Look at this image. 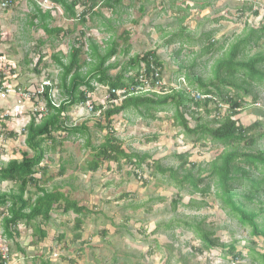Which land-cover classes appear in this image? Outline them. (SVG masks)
<instances>
[{
  "label": "rangeland",
  "instance_id": "374dc122",
  "mask_svg": "<svg viewBox=\"0 0 264 264\" xmlns=\"http://www.w3.org/2000/svg\"><path fill=\"white\" fill-rule=\"evenodd\" d=\"M65 1L69 3L73 0ZM138 1L143 11L139 10L136 0H122L116 14L99 8L105 20L118 19L116 23L109 24L114 35L111 41H108V34L96 29L93 23L79 26L65 20V17L64 20L59 19V14L49 11L53 20L46 21L48 29L72 31V35L56 42L50 41L48 36L35 28L38 19L34 20L32 27L28 25L31 15L35 13L34 6L41 8L45 4L44 7L49 9V2L13 0L10 8L0 9V73L5 74L10 89H36L44 82L53 87L59 83L61 70L51 56L59 55V52L68 55L81 38V31L84 34L82 43H99L100 54L110 46L108 43L117 44V55L108 62L109 65H115L111 69L113 71L108 72L110 78H114L132 57L154 52L162 65L161 79L168 88H174L181 80L187 85L185 76H194L205 82L211 80L215 62L223 57L229 46L247 37L251 31L253 36L243 49L244 52L239 54L238 60L250 58L259 51L264 54V34L260 35L259 40L255 39V32L264 28V0ZM45 8L42 7L44 11ZM77 13L79 11L75 10ZM101 21L100 18L94 19L96 23ZM127 32L128 41L125 45L121 34ZM209 40L214 42L213 50L204 54L203 48ZM255 43L257 46H254ZM126 46L129 47L127 56L123 54ZM84 53L87 55H83L82 59L88 66L81 70L82 74L92 64L88 60V51ZM61 54L57 57L65 63L67 59ZM43 65H47V68H43ZM36 66L40 75L34 72ZM261 67L264 70V64ZM242 79V76H237L235 83L239 84ZM92 86L94 92L90 99L98 104L99 100L104 99L107 87L94 82ZM241 86L247 89L248 94L239 93L245 106L234 120L243 127L258 121L264 123V82ZM191 87L196 89L194 85ZM221 93L224 96L235 91L224 89ZM51 94L55 103L64 99L58 90L53 89ZM252 99H255L254 103ZM14 103L15 98L10 93L4 101L0 100V121H4L1 123L4 129L0 127V135H3L0 136L2 165L10 160H21L22 153L33 156L24 144L25 137L21 135L29 119L22 126L12 121L15 119L11 112ZM165 108V112L155 114V120L140 117L131 110L112 117L111 127L122 143V150L127 155L146 156L147 159L139 170L122 160L119 166L112 163L101 165L95 173L89 172L88 162L92 159L91 147L97 148L104 142L106 131L100 130L97 125H105L102 113L107 105L100 111L99 117L88 114L82 107L69 109L65 115L66 126L84 125L86 131L82 135H67L65 132L54 135L56 142L63 140L62 147L44 156L40 168L45 167L46 172L40 186L47 192H62L87 212L78 231L74 230V214L52 217L53 222L50 224L55 230V238H51L50 247L56 253L51 255L52 252H45L42 261L46 259L48 264L50 260L54 261L53 264H263V239L254 236L250 228L241 226L223 205L218 197L220 190L217 188V179L209 175V164L224 147L210 141H206L204 146L201 143L193 144L192 136L185 137L181 129L173 127V109L168 106ZM226 109L227 105L222 104L218 112L220 117ZM190 112H185L184 119L192 129L197 117L192 118ZM20 115L30 118L31 113L26 111ZM38 118H34L35 123L39 122ZM200 118L202 123L215 127L212 114L205 117L202 113ZM9 132L17 137L8 139L5 134ZM254 133L255 145L244 152H264V124ZM87 139L89 145L86 147ZM185 155L188 163L204 169L200 174L203 182L198 186V193L193 192L189 185L181 188L177 185L184 175L179 169V157ZM154 165L171 169L174 175L161 174ZM61 168L64 169L62 175L59 174ZM197 175V170H194L192 176ZM249 178L257 179L259 175L253 172ZM230 188L237 195V203L260 213L258 209L263 207L264 197L261 204L257 200L249 204L243 199V195L250 191L247 180L237 179L230 183ZM12 189L10 183L0 185V192L7 193ZM204 189L206 194L200 193ZM28 190L31 194L35 193L33 187ZM127 195H130L129 198H124ZM56 213L59 214L60 210L52 211V214ZM125 219H130L131 224L128 223V228H121ZM257 222L264 226V213ZM194 225L210 232L211 239H216L219 246L199 253L201 242L191 228ZM1 231L0 228V250H3L6 245L1 239ZM127 233L131 237V251L127 250V244L119 242L120 237L126 238ZM76 235H80L81 242L77 241ZM229 245L233 246L234 254L241 255L240 259L233 260L227 254V248L221 247ZM14 258L9 260V264Z\"/></svg>",
  "mask_w": 264,
  "mask_h": 264
},
{
  "label": "trees",
  "instance_id": "16d2710c",
  "mask_svg": "<svg viewBox=\"0 0 264 264\" xmlns=\"http://www.w3.org/2000/svg\"><path fill=\"white\" fill-rule=\"evenodd\" d=\"M2 1L8 3V8L13 4V0ZM45 1H50L63 7L70 16H74L75 3L71 2L68 4L65 0ZM119 2L120 0H103L102 7L113 9ZM88 3L90 10H93L97 4L96 0H89ZM140 11H143V8H140ZM253 14L256 15V13ZM49 18L47 13L41 14L38 10H35V14L31 15V21L28 25L32 27L34 20L38 19L39 23L35 28H40L51 40H56L61 34L64 36L65 33L60 28L48 29L46 21ZM81 20V24H85L84 14H82ZM128 34V32L121 34L125 45L128 41ZM255 34L257 41L260 39V35L264 34V28L255 32ZM251 36H253V31L247 37L229 46L223 57L215 62L211 80L205 82L194 76H185V80L190 86L194 85L196 87L195 90L201 93L212 94L218 103L217 101L216 104L213 102L192 103L189 96L183 91H172L171 94L163 96L153 94L152 98H148L145 94L131 95L126 97L119 106L108 107L104 110L102 114L105 125L97 126L100 130H105L106 134L101 145L97 148L91 147L92 159L88 162L89 172H97L99 167L104 164L113 163L119 166L122 160L135 170H139L147 157L134 154L127 155L122 150V143L116 138L115 131L111 127V118L131 110V112L140 117L146 116L155 120L156 113L165 112V107H171L173 109V127L181 129L185 137L192 136L194 138L193 144L201 143L204 146L206 141H210L213 144H221L224 147L215 160L209 164L208 169L210 171L209 175L217 179V188L220 190L218 197L223 205L230 210L231 214L238 219L241 226L250 228L251 233L254 236L261 237L264 242V226L259 225L257 222L260 215L264 213V203L261 201L264 197V152L256 154L244 152V150H250L255 145L254 132L264 123L258 121L248 127H243L238 124V121L234 120L245 106L244 100L239 93L248 94L247 89L242 88L241 85L264 82V70L261 67L264 64L263 52L259 51L250 58L238 60L239 54L244 52L243 49H245ZM82 38L83 36L77 40L76 47L70 49L66 63H62L59 57L54 56L55 64L61 70L59 83L56 88L64 95L59 107L55 108L52 106L48 99L53 87L44 88L43 97L47 113L38 123H35L34 118H30L28 124L21 131V135L25 137L24 144L33 153V156L29 157L27 153H22L21 160H10L0 168V185L2 183H10L13 186V189L7 193L0 192V228L2 236L7 241H13L18 238L17 227L23 224L32 231V236L36 238V242H42L46 238V232L40 226L45 225L49 221L50 214L55 209L60 210L64 215L72 213L77 216L78 218L74 220V230H80L82 218L87 212L86 209L79 206L75 201H70L66 195L58 190L45 191L40 184L46 169L45 167L40 168V165L46 154H53L56 148L62 147L63 140L56 142L54 137L56 133L65 132L67 135H82L86 131L84 125L67 127L65 115L70 108L83 107L85 105L89 100L88 95L94 92L92 83L107 87L108 94H110L111 90L129 89L130 86L138 83L136 81L140 75L141 63L145 64L146 76H149L150 61L154 68L159 71V78H161L162 65L154 52L145 53L141 57H132L120 68L114 78H110L108 72L115 65H109L108 62L117 55L116 50L118 47L114 42L108 43L110 46L102 54H100V46L92 42L88 43V57L92 64L90 69L85 74H82L81 70L85 66L81 60L85 47L84 43L81 42ZM254 46H257V44L255 43ZM213 47L214 42L209 40L203 48L204 54L210 53ZM128 48L126 46L123 50V54L126 56ZM40 59L38 62H40ZM34 72L36 75H40L37 66ZM239 75L243 79L239 84H236L235 79ZM2 81L3 76L0 74V84ZM151 86H154L153 81ZM224 89H232L235 93L223 96L221 91ZM111 98L114 99L116 97L112 95ZM252 101L254 103L255 99H252ZM219 104L227 105L226 112L222 117L218 114L220 111ZM189 106H194V110L189 109ZM102 110L103 108L100 105L94 107V112H102ZM189 111H191L190 115L192 118L193 116L197 117L195 119L196 125L192 129L189 128L188 123L184 119L185 112ZM202 113H204L205 117H209L212 114V123L215 127H210L207 123L201 122L200 116ZM0 127L4 129L2 124ZM5 136L8 139L17 137L12 132L5 134ZM261 137L262 135L259 136V138ZM88 145L87 139L86 147ZM179 159L181 161L179 169L184 172V175L177 181V185L180 188L183 185H189L193 192L198 193V186L203 182L200 174L204 172V169L194 163H188L186 155L180 156ZM154 168L161 174L169 173L172 176L174 175L171 169L160 168L158 165H154ZM194 170H197V177L192 176ZM253 172L257 173L259 178H249V175ZM63 173L64 169L61 168L59 174L62 175ZM237 179H245L250 183V191L243 195V199L249 204L253 200H257L260 204L262 203L263 207L258 209L259 214L237 203V195L230 188V183ZM31 187L35 188L34 194H31L28 190ZM200 193L206 194V190H201ZM129 196L127 195L124 198H129ZM36 220H38L37 223L35 222ZM191 228L201 242V248L198 249L199 253L219 246L216 239H211L212 234L210 232L201 230L198 225H194ZM75 238L77 240L80 239V235H76ZM221 247L227 248V254L233 260L241 258L240 254H234L232 245ZM261 259L264 264V255L261 256ZM4 263L0 261V264Z\"/></svg>",
  "mask_w": 264,
  "mask_h": 264
},
{
  "label": "crops",
  "instance_id": "0c3cea01",
  "mask_svg": "<svg viewBox=\"0 0 264 264\" xmlns=\"http://www.w3.org/2000/svg\"><path fill=\"white\" fill-rule=\"evenodd\" d=\"M45 1V0H44ZM50 4H51V8L49 9H46L44 6H46L45 4H42L43 6H40L41 8H39V6L37 5L34 6V10H38L41 14H45L47 13L49 15V17L51 16L50 15V12L52 14H59V19H62L64 20H68L69 22H73V24H76V25H79V26H83V25H86L87 23H93V25L97 26L96 29H99V31L101 32H104L105 34H108L107 36L108 37V41L110 40L111 41V38L114 36L113 35V31L112 29L110 28L109 24L110 23H116L118 21V19H104L102 18V15L99 13V8L101 9H104L106 10L107 12L111 13V14H116V10L117 8H120L121 6V3H122V0H120L119 4L115 5L114 8L112 9H109V8H103L102 7V4H103V0H96V6L93 10H90V6H89V0H73V1H70L69 3L73 2L75 3V6H74V10H73V13H74V16H70L68 12H66L65 9H63V7L57 5V4H54L50 1H48ZM136 2L138 3V8L140 10V8H142V5L141 3L136 0ZM68 3V4H69ZM45 8V11L44 9ZM130 8V7H129ZM131 8H132V5H131ZM75 10L76 11H79V13L75 14ZM50 11V12H49ZM35 12V11H34ZM35 14V13H34ZM82 14H84V21H85V24H81L82 20H81V16ZM65 17V18H64ZM96 18H100L102 21L99 22V23H96L94 22V19ZM53 19L50 17L47 21L51 22ZM107 25V26H105ZM104 26L106 28H104ZM61 29V28H60ZM37 30L41 31L43 34H45L40 28H37ZM64 36L61 34L55 41L57 42L58 40H62L64 37H67V36H70L72 35V31H65L64 32ZM80 37L84 36V34L82 33V31L79 33ZM84 38H82L83 40ZM79 40V39H78ZM81 40V42H82ZM50 41H53V40H50ZM107 41V42H108ZM99 43H97L98 45ZM85 45V51L84 52H87V45L84 43ZM99 46V45H98ZM55 52H59V51H56ZM63 52V51H62ZM83 52V55H87L86 53ZM89 53V52H88ZM57 54H61L60 52L57 53ZM63 54V55H62ZM61 55L62 56H65L64 58L67 59V55H65V53H62ZM59 55H52V59L54 60V56H59ZM82 55V57H83ZM60 58V57H59ZM82 62L84 63V68L87 67L88 65L86 64L85 61H83V59L81 58ZM90 61V59H88ZM60 61L62 62V60L60 59ZM55 62V61H54ZM66 63V61H64ZM57 66V65H56ZM43 68H47V65H43L42 66ZM113 71V70H112ZM111 71V72H112ZM110 72V71H109ZM13 75L15 76L16 74L14 72H12ZM85 74V73H83ZM3 76V81L1 82V85L2 84H5L8 82L6 81V77L4 75ZM56 85H53V87H55V89L57 90ZM101 101V100H99ZM6 116V115H5ZM11 118V117H10ZM13 118V117H12ZM15 119H13L12 121H14L17 125L21 124V126L26 122V120L28 119V117H24L22 115H16L14 116ZM5 119L8 120V117H5ZM4 121H0V125L1 123H3ZM28 122V121H27ZM16 125V126H17ZM3 161V160H2ZM7 163V162H6ZM6 163H3V165H5ZM113 164V163H112ZM2 164H0V168L3 166ZM43 168V167H42ZM41 180H44L43 177ZM2 184H8V183H2ZM1 184V185H2ZM62 193V192H61ZM126 197V196H125ZM123 198V197H122ZM127 199V198H126ZM60 214L62 216H67V215H72V213H69V214H62L61 211L59 214H50V219L49 221L43 225V226H40V228L46 232V238L42 241V242H36V238L32 236V231L27 228L26 226H24L23 224H20L18 227H17V236L18 238H15L13 241H7L3 236H2V231H1V239L3 240V242L5 243L6 245V248L8 249V253L11 255L8 254V257H9V260L12 258V257H15L14 260L10 263V264H37V263H40V264H48L46 259V261H42V256L43 254L46 252V254H49L52 252L51 255H53V253H56L55 249L52 250V248L50 247V242L52 241V239H54V235L55 234V230L53 229V225H51L50 223L53 222L52 220V217H57V216H60ZM75 216V215H74ZM75 218H78L77 216H75ZM130 219H125V223L123 225V227L121 226V228H124V227H129V224H131V221H129ZM57 222V221H56ZM129 223V224H128ZM84 226V225H83ZM59 230L60 229V226H59ZM54 231V233H52ZM52 238V239H51ZM60 238V237H58ZM131 237H129L128 233L126 234V238H123V237H120L119 239V242H122V243H125L127 244V250H130L131 251V242H130V239ZM129 240V241H127ZM77 241L81 242L80 239H78ZM7 243V244H6ZM14 244V245H13ZM11 245L14 246L13 248H11ZM46 249V251L44 250ZM80 249V248H79ZM36 253V251H38ZM131 253V252H130ZM41 258V259H40ZM9 260H8V264H9ZM52 260H50V264H53ZM127 264H131V263H127Z\"/></svg>",
  "mask_w": 264,
  "mask_h": 264
},
{
  "label": "built area",
  "instance_id": "2783aa9c",
  "mask_svg": "<svg viewBox=\"0 0 264 264\" xmlns=\"http://www.w3.org/2000/svg\"><path fill=\"white\" fill-rule=\"evenodd\" d=\"M7 8H8V3L6 1L0 0V9L6 10ZM159 77H160L159 71L154 68V65L152 64L151 61L149 62V76H146L145 64L141 63L140 75L136 81L138 83H136L133 86H130L129 89H122L118 91L111 90L110 94H108V88H107L104 99L98 101L99 102L98 104H95L93 101H91L90 95H88L89 100L85 103V105L82 108H84L88 112V114H92L96 117H99L100 111L94 112V107L96 105H100L102 106V108L107 105V108L108 107L112 108L115 106H119L120 103L123 100H125L126 97H129L131 95L145 94L147 95L148 98H152L153 94L163 96V95L171 94L172 91L175 92L183 91V93L189 96L192 103L213 102L214 104H216L217 100L213 97L212 94L201 93L195 90L193 87H191L188 83L186 85L183 80L179 81L174 88H168L167 85H165L162 79ZM152 81L154 83L153 87L151 86ZM51 86L52 85H50V83L44 82L43 85H41L39 88L22 90V89H16V87L10 89V86L7 83H5L2 84L0 87V100L4 101L6 95L10 93L15 98V103L13 104V107L11 109L13 116L20 115L26 111H29L31 113L30 118L36 119V117L38 118L39 116L38 119H41L47 113L45 99L43 97L44 88ZM51 92L49 94L48 99L50 100L52 106L58 108L60 102L55 103L53 101ZM112 95H114L116 98L112 99L111 98ZM218 106L219 108H222L221 104H219ZM191 110H194V106H191ZM30 118L28 119L30 120ZM8 260H9L8 249L5 247V249L0 250V261L5 262L4 264H7Z\"/></svg>",
  "mask_w": 264,
  "mask_h": 264
}]
</instances>
